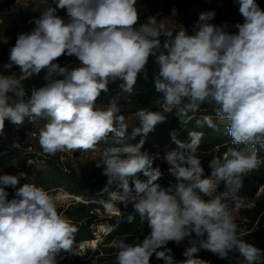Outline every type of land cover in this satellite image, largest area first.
<instances>
[{
    "label": "clouds",
    "instance_id": "9594fccd",
    "mask_svg": "<svg viewBox=\"0 0 264 264\" xmlns=\"http://www.w3.org/2000/svg\"><path fill=\"white\" fill-rule=\"evenodd\" d=\"M53 2L55 7L29 21L35 25L31 31L17 35L8 62L0 66L11 73L0 72V134L6 120L19 125L26 118H45L39 145L49 155L95 149L110 134L115 138L116 146L97 162L107 178L101 189L109 196L105 207L112 201L131 204L150 229L143 240L115 242L116 264H150L153 256L163 264H211L199 258L201 250L221 259L238 251L239 264H264V249L242 238L229 209L230 202L237 209L245 206L239 195L242 177L261 163L257 145L264 148V9L257 0H234L243 22L233 25L213 23L215 10L201 12L191 34L185 27L173 31L158 15L140 23L138 0ZM62 56L75 57L78 64L61 66ZM150 57L159 66L154 84L163 93L162 110L139 109L140 126L131 138H142L126 144L129 121L117 102L100 108L96 101L117 81L124 92L133 93L138 74L146 77ZM41 72L44 84L28 95L23 82ZM206 101L214 102L216 117L227 123L232 145H243L211 159L210 176L205 177L198 155L202 132L189 131V141L183 142L173 131L178 147L162 157L142 151L165 113L175 111L186 126L192 119L188 113ZM203 123L216 127L210 116L197 121ZM157 159L169 165L175 178L168 187L157 182L164 175L153 166ZM22 178L27 174L0 175V264H57L61 250L75 251L77 229L43 188L31 183L17 187ZM222 182L225 190L218 191ZM9 188L16 190L12 199ZM133 219L128 215L129 223ZM185 240V259L176 260L168 244Z\"/></svg>",
    "mask_w": 264,
    "mask_h": 264
},
{
    "label": "trees",
    "instance_id": "16d2710c",
    "mask_svg": "<svg viewBox=\"0 0 264 264\" xmlns=\"http://www.w3.org/2000/svg\"><path fill=\"white\" fill-rule=\"evenodd\" d=\"M14 0H5L2 6L9 7ZM215 4L216 20L213 22L219 24L232 10L233 5L229 0H213ZM58 14L66 16V12L63 9H58ZM157 12L153 8L151 3L148 4V10L141 13L140 23L146 21V17L149 15H156ZM41 15V14H40ZM40 15L29 16L24 18L22 24H24L17 34H15L11 41L7 44L0 45V66L8 62L9 51L14 46L17 35L22 32H29L35 26L34 21L39 18ZM230 31H236L232 28ZM189 34L192 31L188 30ZM61 66L73 67L78 64L75 57L62 56L59 58ZM13 71H18V68H14ZM159 71V66L155 63V57H150L148 64L146 65V77L145 72L138 74L137 82L134 86V91L131 94L124 92L119 83L115 82L109 85V91L102 93L98 98L104 97L113 89H121L123 96L126 100V106L128 111L136 113L139 109H149L151 111H161L160 104L162 101L163 93L158 92L155 89L154 77ZM0 72L6 75L11 73L4 72L0 67ZM44 73L41 72L38 76H33L31 79L24 81V87L28 95L31 94L33 88H38L44 84ZM216 105L214 102H208L200 105V108L196 112H189L188 115L192 117L191 121L186 125H182L179 118L175 114V111L171 113H165L166 120L162 123H158L155 126L154 131L148 133L145 138L142 151L149 153H159L162 157L166 152L177 149V145L173 142L171 133L175 131L177 138L183 142L189 141V131H198L203 133V138L198 149V155L202 161V166L205 170V177L210 176L211 168L209 167V161L213 158H223V154L229 147H243V145L234 146L231 143V137L227 133V123L221 122L216 117L215 113ZM205 116H210L213 122L216 124L215 128L208 127L206 123L198 126L197 121H203ZM8 121V120H6ZM5 121V122H6ZM139 120L133 127L127 129L126 136L123 143L136 144L142 138L137 135L135 139L131 138L132 131L135 127H139ZM97 146H101V152L96 157L92 164L93 175L97 176L102 173L103 166L97 167V162L100 161L103 152L109 148L116 146L115 138L110 134V137L105 142H100ZM257 157L261 161L259 166L247 173L242 177L243 186L240 189L239 195L245 199V206L239 208V216L234 220L238 225L242 238L252 243L254 246L264 249V148L257 145ZM34 156L23 154L21 152H13L7 156L0 157V166L5 163L6 160H15L22 168H33L35 165L43 166L44 170L36 172V180L30 182L37 187L43 188L45 191L64 189L76 198H81L82 201H78L75 204L69 205L67 208L59 207V212L64 215L70 224L77 229L74 234L75 245L93 241L95 239L96 226L106 224L108 226L107 233L102 237V243L91 254L90 251L84 254H74L69 260L67 258L62 259L57 264H85L89 260L88 257L96 256L97 259H106L111 264H116L115 242L117 240H125L128 243H133L135 238L143 240V238L150 232L147 221H142L139 214L135 212L133 206L129 204L127 207L119 201H112L111 207H105V203H109V196L107 193H102L101 189L107 183V178L104 177L98 181L86 178L73 168L62 170L57 167L51 161L45 163H31L27 164L28 159H33ZM154 167L159 166L164 175L157 181L163 187H168L170 183H175V178L168 173L169 165L157 159L154 161ZM142 179L144 177H141ZM224 183L219 185L218 191H222ZM112 190L119 192L120 190L116 185L112 186ZM259 190L261 192L258 194ZM16 190L9 192V199L15 196ZM73 202L75 200H72ZM251 204V206H249ZM229 205L235 206L234 203ZM108 209H115L116 214H105ZM104 214V215H102ZM133 215L134 219L131 223L128 222V215ZM194 236V234H193ZM187 246V240L177 245L174 242H169L168 247L172 249L176 260H183V251ZM199 258L210 261L211 264H237V260L240 257V253L230 252L228 258L221 259L213 255L211 252L201 250L198 253ZM59 254L56 257L58 259ZM150 264H163L162 260H157L153 256L150 258Z\"/></svg>",
    "mask_w": 264,
    "mask_h": 264
},
{
    "label": "rangeland",
    "instance_id": "374dc122",
    "mask_svg": "<svg viewBox=\"0 0 264 264\" xmlns=\"http://www.w3.org/2000/svg\"><path fill=\"white\" fill-rule=\"evenodd\" d=\"M5 0H0V18L3 19L2 22V32L10 36H14L20 32L24 18L29 16L40 15L44 10H46L50 5L55 7L53 0H14L13 4L9 7L2 6V3ZM233 8L229 11V14L225 17L224 20L219 22L227 23L233 25L236 23H242L243 17L238 11V5L234 3V0H229ZM258 4L264 9V0H257ZM151 3L153 8L156 10L158 18L163 19L167 26L173 31H178L181 28L185 27L187 30L192 31V27L195 22L198 20L199 14L204 11L215 10V4L213 0H138V8L140 12H145L148 10V4ZM216 20V17L214 21ZM213 21V22H214ZM145 22V21H144ZM143 22V23H144ZM232 29V28H230ZM118 82V81H117ZM115 100L117 106L120 108V114L125 115L126 119L131 115V112L128 111L126 106V100L123 96L121 89H113L104 97L97 99V107L106 108L109 105L110 101ZM43 122H47L43 118ZM129 128V127H128ZM127 128V129H128ZM101 146H96L92 151V157L85 160L80 158L73 163V169L78 171L81 175L86 178L92 179L93 181H98L105 176L101 174L94 176L92 171V164L95 161L98 154L101 152ZM91 158V159H90ZM44 170L43 166L35 165L33 168H22L15 160H6L3 165L0 166V175L10 174L18 175L21 172L27 174V179L22 178L17 187L22 186L25 183H30L36 180V172ZM15 189L9 188L8 192H11ZM225 190V186L222 191ZM51 198L55 201L57 208L65 207L75 204L78 201H82L81 198H76L71 195L68 191L64 189H55L46 191ZM261 192L259 190L258 194ZM72 200H75L74 202ZM115 209H108L105 211V214H116ZM104 215V214H102ZM108 226L106 224H101L96 226L95 229V239L93 241L81 242L75 245L73 252H67L61 250L57 263L64 258L69 260L74 254H84L89 252L92 254L98 246L102 243V236L107 233ZM89 260L85 264H111L109 260L102 259L99 260L96 256L88 257Z\"/></svg>",
    "mask_w": 264,
    "mask_h": 264
},
{
    "label": "built area",
    "instance_id": "2783aa9c",
    "mask_svg": "<svg viewBox=\"0 0 264 264\" xmlns=\"http://www.w3.org/2000/svg\"><path fill=\"white\" fill-rule=\"evenodd\" d=\"M2 22L3 19L0 18V45L7 44L11 41L12 36L4 34L2 32ZM7 42H4V41ZM129 121L128 127H133L138 122L135 117V113H131L127 117ZM46 122H43V118L33 117L31 120L27 118L21 124H14L10 121H6L4 125L3 133L0 134V157L7 156L13 152H21L23 154L34 156L33 159H28L27 164L31 163H45L51 161L57 167L62 170H67L73 168V163L80 158L85 160L92 157V151L90 150H72L65 152H57L55 155H49L43 152L39 145V131L44 126ZM96 148V147H95ZM91 159V158H90ZM251 206V204H249ZM231 215L235 220L239 216V209L235 206L229 205ZM243 258L240 256L237 260V264Z\"/></svg>",
    "mask_w": 264,
    "mask_h": 264
}]
</instances>
